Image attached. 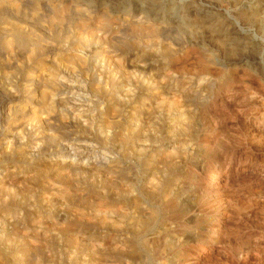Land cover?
<instances>
[{
	"label": "rangeland",
	"instance_id": "rangeland-1",
	"mask_svg": "<svg viewBox=\"0 0 264 264\" xmlns=\"http://www.w3.org/2000/svg\"><path fill=\"white\" fill-rule=\"evenodd\" d=\"M33 1L43 12L40 24L45 25L51 0ZM79 1L83 7L85 0ZM87 1L92 8L105 4L113 11L112 24L117 33L113 26V30L96 31L98 19L84 31L72 20L63 23L61 34L65 31L72 40L87 39L79 47L86 60L92 49L97 54L93 59L103 60L98 69L90 63L88 66L91 76L87 79L100 84L96 93H91V86L69 76L68 81H62L65 91L56 99L81 120L98 113L89 111L93 109L92 101L101 99L105 86L115 97L120 95L116 88H126L133 102L121 113L139 115L143 128L133 129L127 123L128 136L122 140L119 153L101 156L104 161L115 157L127 168L125 173L112 177L100 172L82 182L98 184L104 180L109 185V189L105 185L103 191L99 190L109 194L97 202L104 213L114 214L106 221L114 220L116 228L99 240L100 254L88 252L85 241L65 240L62 228L77 218L94 220L85 201L76 196L85 190L69 186L72 202L55 196L50 205L41 208L40 214L48 217L47 224L54 220L61 227L41 236L42 242L37 240V256L26 264H69L71 259L73 264H264V0H156L155 4L149 0ZM94 14L95 18L99 15ZM124 15L130 21L145 15L161 24L164 31L157 36L153 50L144 48V39L137 46L129 29L121 30L118 23ZM230 36H237L233 45L227 44ZM165 46L171 49L168 56L158 50ZM143 83L152 87L150 107L141 105L144 94L149 93L141 88ZM7 86L6 93L15 96L14 102L22 97L20 83ZM87 92L90 97L83 98ZM3 96L0 93V99ZM82 145L75 141L72 148L49 160L55 163L62 156L71 159L73 153L80 154L87 148ZM93 152H89L90 157L98 159L99 154L94 156ZM166 154L172 157L168 158L171 162L162 159ZM14 178L13 187L21 191H15L18 200H26L27 209L37 208L41 196L48 194L47 188L37 182L23 189L17 185L19 178ZM39 180L42 175L37 177ZM50 180L56 185L54 179ZM154 183L160 192L151 196ZM87 199L94 200V196ZM151 211L153 222L145 228L139 219L151 215ZM11 233L9 241L23 237ZM3 260L0 258V264L10 262Z\"/></svg>",
	"mask_w": 264,
	"mask_h": 264
},
{
	"label": "bare ground",
	"instance_id": "bare-ground-1",
	"mask_svg": "<svg viewBox=\"0 0 264 264\" xmlns=\"http://www.w3.org/2000/svg\"><path fill=\"white\" fill-rule=\"evenodd\" d=\"M29 1L0 0V93L4 95L0 99V119H2V129L0 132V170L3 172L0 176V258L8 261L10 259V262L13 264H26L33 260L37 256L38 245H40L36 244L37 240H40L41 236H47L51 230H57L56 227H61L54 220L47 224L46 221L49 222L47 220L48 217L46 215L43 217L40 212L43 205L47 206L51 202L52 197L55 196L63 198L66 202H72L71 192L69 191L71 186L75 187L76 190H81V188L83 191L85 190V193L80 191L81 193L76 194V196L78 199L85 201V207L93 212L94 220L92 219L93 221L89 220L91 222H86L87 220L83 221V217L80 216L82 219L77 218V221L62 228V231L65 232V240L67 242L74 241L81 244L82 241H85L84 247L87 248L86 250L88 252L95 255L100 254L98 253L101 252L99 251V242H101L99 240L105 238L110 229L116 228L114 220L111 221L109 219L110 221H106V217L108 218L109 215L112 216L113 213L111 211L108 212L109 214L104 213V211L100 210L99 202H97V200L102 201L109 194L107 190L106 195L105 192L104 195L102 192L105 185L107 186V183L103 179V182L100 181L98 184L96 183L97 181L89 182L90 185L87 184L88 182H84V184L82 182L89 176L95 177L100 172L110 174L112 177L121 176L125 173L127 168L124 164H119L120 162L118 163L115 157L104 161L101 159V156H104L105 153H119V150L123 147L122 140L128 136L125 131V125L127 123H131L130 125H133V129L138 127L143 128V121L139 115L129 116L124 114L123 116L121 113L124 111L123 109L130 107L133 102L131 101L132 97H128V89L126 88H116V93L120 95L115 97V94L112 96L106 86L105 88L103 87L104 90L101 99L97 98L95 101H92L93 109L89 111L90 113H94L97 110L98 113L90 118H83L81 120L77 119V116L70 109L66 108L63 103L56 99L58 95L65 91L62 81L64 79L68 81L69 76L72 79L78 78L81 83L91 86V93H96V89H98L100 84H98L99 82L94 84L87 79L88 76H91L88 66L91 64L93 69H98L100 66L98 63L103 60L101 57L100 62L98 61L99 59H93L97 55L96 49H89L90 51L86 54L89 60L91 58L94 61L92 60L90 62L88 59L86 60L79 51V47L84 42H87V39L72 40L65 31L64 34H61L59 30L63 26V23L67 20H72L77 24L76 26L79 29L84 31L92 27L95 20L98 19L99 23L95 29L96 31L102 32L113 26L112 22L114 19L112 18L115 17L113 11L105 4L99 5L98 8H92L87 0L82 1L83 7L80 6L81 3L79 0H66L68 1L67 5H64L61 0H51L47 3L49 12H46L48 13L46 24L42 25L40 21L43 15L41 13L43 12H39V6L37 7L33 0V4L28 5ZM154 1L156 0H149L148 2L155 4ZM25 6L31 7L27 9ZM94 12L99 14L96 18V13L94 14ZM116 19L118 20V17L115 18V21H117ZM119 19L121 22L118 24L122 26L121 30L129 29L134 38L137 39H134L137 41V46L144 39L146 42L144 45L145 49L151 47V50H153L152 46L159 39L157 36L164 31V28L161 27L158 21L147 18L145 15H141L139 19L133 21H130V18H125V15ZM20 22L24 23V25L20 26ZM236 37L230 36L227 44H235ZM119 38L121 37L119 36ZM135 41L133 42L135 43ZM127 43L129 42H123V45H127ZM155 49L157 50V48ZM158 50L164 55H167L171 51L169 46H165L163 49L160 47ZM106 74L108 77L111 75L110 71H107ZM113 77L114 75H112ZM114 79L117 80L116 77ZM15 81L22 86V97H19L14 102L15 96L9 95L6 92L7 85H11V82ZM117 82L119 81L117 80ZM141 88L149 91V93L144 94L145 97L141 105L143 107H150L151 102H153L151 96L154 95L149 90L152 87L147 83H143ZM89 93L87 92L84 96L81 94V96L83 98L90 97ZM121 107L123 108L121 109ZM140 108L138 107V109ZM137 113L139 112L137 111ZM75 141L84 143L82 146H87V148L85 147L86 149L80 154L73 153L71 159L62 156L55 163L50 162V158L57 156L60 152H65L69 147L72 148ZM92 150L94 151V156L99 154L98 159H92L90 157L89 152ZM167 155L169 156V154H166L162 159L168 163L171 162L168 160L171 156L168 157ZM82 158L88 162L86 164L81 162L80 159ZM41 175L42 180H39V182L37 181V177ZM14 177L19 178L17 185L23 189L25 187H31L32 184L34 185L37 182L40 183V186L42 183V187L47 188L48 194L46 195L44 192L45 194L41 196L37 208L32 210L27 209L28 203L26 200H18V194L16 195L15 191L19 189H17L18 187L16 189L15 186L13 187L12 179ZM50 179H54L56 185L49 183L51 182ZM107 181L109 183V180ZM121 181L123 182V180ZM111 182H114L113 179ZM156 184L154 183L151 186V196L160 192V187ZM116 191L118 192V190ZM39 192L41 191L39 190ZM114 194L117 193L114 192ZM89 196H94V200L87 199ZM101 211L103 214H100ZM154 216L151 211V215L144 216V219H142V215L139 220L146 228L150 222H153ZM138 221L137 223H139ZM216 223L219 222L216 220ZM215 227H218V225L216 224ZM10 231L12 232L11 234L17 235V237L23 236V239L28 238L29 241H21L22 238L9 241V238H11V236H8ZM62 231L60 232L62 233ZM29 232L32 235L28 234ZM137 234L135 233V235ZM118 241L116 237V243ZM56 246L58 245L56 244ZM74 247L76 248V246ZM29 255L32 258H29ZM35 261L37 260L35 259ZM70 261L69 264H73ZM74 263L76 264L75 261Z\"/></svg>",
	"mask_w": 264,
	"mask_h": 264
}]
</instances>
